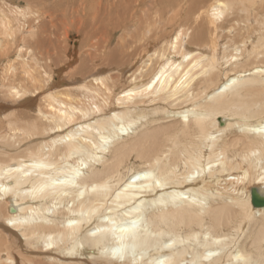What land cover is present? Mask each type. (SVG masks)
<instances>
[{"label": "bare ground", "instance_id": "6f19581e", "mask_svg": "<svg viewBox=\"0 0 264 264\" xmlns=\"http://www.w3.org/2000/svg\"><path fill=\"white\" fill-rule=\"evenodd\" d=\"M63 1L64 19L84 26L66 7L78 1L85 8L86 0ZM108 1L116 5L98 6L95 21L87 24L106 35L104 46L93 47L85 59L105 55L118 63L117 74L104 76L111 71L106 62L104 70L91 69L88 76L73 73L67 82L72 86L61 88L53 81L55 72L46 71L49 82L38 111L32 104L44 77L40 71L52 57L49 49L30 57L22 43L32 38L35 48L43 44L31 24L24 30L29 35L16 43L30 10L20 0L0 3V53L7 61L2 78L18 80L5 84L8 93L0 86L17 105L0 103V140L17 145L0 147V264H41L32 261L38 244L66 255L69 263L62 264H264V205L255 207L251 200L252 191L264 199V33L257 29L251 58L235 25L239 16L226 24L234 8L240 9L235 3L244 0H171L178 18L171 30L162 29L155 0L147 7ZM255 2L261 28L264 0ZM24 3L32 12L44 9L47 21L45 0ZM125 10L133 25L118 16ZM112 14L117 31L135 29L141 36L130 41L131 51L120 62L103 50L111 46ZM37 24L46 34L51 22ZM152 29L165 38L144 40ZM233 29L241 36L234 49L222 50L225 35L218 34ZM78 82L86 84L75 87ZM148 95L168 108L141 110L137 99ZM124 104L130 109L120 110ZM6 109L26 116L30 111L38 122L21 124Z\"/></svg>", "mask_w": 264, "mask_h": 264}, {"label": "rangeland", "instance_id": "374dc122", "mask_svg": "<svg viewBox=\"0 0 264 264\" xmlns=\"http://www.w3.org/2000/svg\"><path fill=\"white\" fill-rule=\"evenodd\" d=\"M170 1L171 0H169V3H166L163 0H155L154 1V4L156 6L159 5V10H158V14L160 17L159 23H160L162 29H163V27H165V30L166 29L171 30V28H169V27L173 24H174V26L177 25L176 21L178 20L176 14H175L177 6L176 5L174 6V4L170 5ZM3 2H4V0L0 1V3L4 5ZM20 2H21V4H20L21 8H23V9L26 8L27 12L30 10L29 12H31V15H29L27 20H25L26 24H25L23 30H20L23 35L17 36L16 43L19 42V39H23L24 36L29 35L25 32L26 31L28 32L29 28L33 25L32 26L33 27V34H37V36H38L37 40L39 41V44L42 41L44 45L41 43V47H39V48L36 47L39 50V52H38V50H36V48H35V45H36V43L34 42L35 39L33 40L32 38H30L29 41H26V43H22V44L26 45L27 50L30 49L29 55L32 59L37 58L38 55L40 56L41 53L46 52L49 49L48 52H50V53H48V56L52 57V58H49L48 56H45V57L49 58V60H47V62L51 61L52 66L50 64H46V66H44V67L42 66L43 67V73H42V71H40L42 76L44 75V72H46V71H48L50 74H53V72H55V74H53L54 77L52 75V78L54 79L53 81H55V82L59 81L58 83L59 84L61 83L60 86H63L61 88H65V87H71L72 86V85L68 86L67 82H68V79L70 80L69 76L71 77L73 73H75V75H78V76H76L77 78H80L81 75L88 76L95 69L98 71L104 70V68H105L104 64L106 62H107L106 66H109V67H107V70H111V71H106L104 76L111 77L112 75L115 76L117 74L116 69H114V68H116L118 63L113 64V63H110V61L108 59H106L107 61L104 60L103 57L105 55H100V57H98L96 59L93 58V59H91L90 62H87L85 59V53L86 52H89L91 49H93V47L104 46L105 39L107 38L106 35L102 36V34H101L102 31L101 32H95V26L96 25L93 26L91 29L87 26V24L90 23L91 20H94L95 9L98 6L101 7V6H104L107 4H111L112 6H115L116 5L115 3L112 4V2H110L108 0H86L85 6H84L85 8H83V6L78 1H74L70 4H68L66 9L72 16L82 17L84 19L86 24L84 26H80L79 24H73L72 19H67V20L64 19L65 11H61V9H64L63 4L61 3V2H65L63 0H45L44 7L45 8L47 6L50 7L49 9H45V11L49 12V18L47 19V21L43 19L42 14L44 13V9H42V8L41 9H39V8L35 9V10H33V12H34L33 13L31 11V8L27 7V5H25L28 3H24V0H20ZM137 2L144 3V7H147L146 2H148V0H146V1H144V0H131L130 4L133 5V3H137ZM250 2H251L250 0H244L243 3L236 2L235 6L238 7V5H239L238 8H240V9L238 11V10H236V8H234V11H233L234 15H228L226 17V18H228L226 20V24L228 22H230V20L234 21L236 18L235 17L236 15L239 16V18H238L239 22H238V24H235V25H236V28L238 31H242L241 35L245 36L243 38V40L248 41L247 42V50H248V53H250L251 58H253L255 53H253L251 51H253L258 46L257 42L259 43L258 38L260 36L258 34H259V32L264 33V26H261V28H259V26H258L259 24L257 22L256 12H258L259 4H257L255 2V0H253L251 3ZM195 3L201 4V3H204V0H197ZM155 5H151V6H153L152 13L157 14L156 9H154L156 7ZM179 5H180V3H179ZM243 8H245L247 10L243 11L242 10ZM54 9L57 11V13L54 11ZM147 10L149 12H151L149 9H147ZM78 12H79V14H78ZM38 14H40V15H38ZM129 15H130V13L127 10H125L124 12L123 11L118 12V16L125 18L129 25H133L134 24L133 22H131V23L129 22V19H128ZM52 17H54L53 20L51 19ZM147 17H150V16H146L145 18H147ZM151 19H156V18L154 15H151ZM37 20H38L39 24L42 22H44V23L51 22V24L47 25L45 28V30L47 29L46 34L42 33L41 28L37 27L38 26ZM106 22H108V20ZM109 22L113 23V25H111L109 27L111 28V30L113 31L114 34L112 36L111 46L109 48L103 49V50H105L104 51L105 53L109 54L108 56H111L110 53L112 52L114 55V59L118 60L120 62V60L122 59L121 57L124 55V51L125 50L128 52L131 51V49L129 48V45H128V44H130V41H134L135 39H141V36L139 38L138 34L136 33L137 31H135V29H133V31H131L130 33L127 31H124V30L117 31V26L114 25L116 23V14H112V19ZM171 22H173V23H171ZM29 24H31V26ZM95 24H97V23L95 22ZM62 26L67 27V29H64ZM177 26H176V28H177ZM257 29H259V32L257 31ZM24 30H25V32H24ZM37 31H39V32H37ZM223 31H224L223 33L218 34V38L220 37V39H221V36L225 35V38L221 39L222 42L220 43V48L222 50H224L226 48L225 51H230V50H232L233 46L235 45V40L237 39V37H239L241 35H236V32L234 31V29L231 31V33L227 30H223ZM170 32H168L166 34L167 37L170 35ZM126 33L129 34V37H127L126 35L125 36L123 35ZM147 35H145V37H143L144 40H148L150 37L151 38H157L158 40H163L165 38L164 33H162L161 31L159 32L157 30L154 31V29H152L150 32H148ZM123 36L126 37L124 40L122 39V38H124ZM40 37H42L43 39L45 37L46 38L44 40H42V38L40 39ZM139 43L141 44V42H137V44H139ZM160 44L162 45V43H160ZM42 45L45 47H43ZM252 45H253V47H252ZM13 47H12V49H14ZM147 47L149 48V46L146 45V48ZM249 47H252L253 49H251ZM158 48L159 47H156L155 49H158ZM118 54H119V56H118ZM14 58L15 57H13V59ZM46 58H40L38 61H40L41 63H44ZM6 64H7L6 57L3 55V52H2V53H0V79L2 81V82L0 81V86H4V87H5V84H7V83L8 84L12 83V85H13V84H16L18 81V80H16L15 82H10V81H6V79L3 80L4 79V78H2L3 70L5 69ZM82 64H84V65L81 66ZM61 66H63L61 68L63 71L59 70V71H61L60 74L58 72L56 73L57 69ZM80 67H81V69H80ZM218 68H220L221 70L225 69V71H226L227 65L221 64L220 66H218ZM91 69H94V70L92 71ZM48 72H46V73L49 75ZM223 74H225V72ZM114 76H112V77H114ZM45 78H46V80H45ZM47 79H49V78L45 75H44V77H42V82L40 83L38 90H37L38 94L35 96L36 97L35 103L32 104V106H33L32 109H36L38 111V109L40 108V104H42V102H43V101L40 102L41 95H43L41 93H43V91H44V85L46 88L47 83L49 82V80L47 81ZM57 79H59V80H57ZM129 81L130 80H127V82H129ZM121 83L123 84V82H121ZM121 83H119V84H121ZM80 84L85 85L86 83L85 82H82V83L78 82V84H76L75 87L81 86ZM41 88L43 90L39 91V90H41ZM6 92L8 93V88H6ZM4 94H5L4 91L1 89L0 103L4 104L5 106L11 105L13 107L14 106L16 107L17 106V105H15L16 102H13V99L9 96V94H7V96H9L8 98ZM151 99H152V97H150L149 95L137 99L139 108H142L141 110H144L147 112H150L153 110H159L160 111L161 108H164V109L168 108L167 102L163 103L160 100L151 101ZM187 103H188V101H184V104H187ZM129 107L130 106L128 104H124V105H120L119 108H120V110H124V108L126 110V108H129ZM40 110H41V108H40ZM40 110H39V112H40ZM5 112L6 113L9 112V115L11 112H14L16 115L14 117H12V120H13V118L14 119H20L21 124L22 123H29L31 120L34 122H38L37 121L38 119H36V117H35L36 115L35 116L31 115L30 111L27 113L28 114L27 116L25 115V113H22L19 109L18 110L17 109H6ZM236 119H238V117H234L235 122H236ZM234 121H232V123H235ZM0 122H1V120H0ZM4 123L5 122H3V124L0 123V134H2L3 128L5 127ZM117 134L120 135L119 132ZM41 137L42 136H40V138ZM35 139L36 138H34V137L31 138V140H35ZM31 142H34V141H31ZM15 146L17 147V145H15L14 141L0 140V147H7V148H10L12 150V149L16 148ZM19 151L20 150H16L12 155H14L15 153H19ZM184 198H186V197H184ZM29 202H32V205H30V206H32V207L35 206V201L29 200ZM21 203H24V202L21 201ZM25 207H29V206H25ZM58 219H59V221L62 220L61 217H58ZM38 247H40V244L34 245V247H33L34 249H32V252L34 253L32 255V259H33L32 261H34V262L40 261L41 264H51V262H53L55 264H62V263H66V262L69 263L66 259V255H61L60 254L61 252L59 250L52 249V251H50V250L45 251V250H42L41 248H38ZM35 251H37V252H35ZM59 257H61V258L64 257V258H63V260H61ZM37 258H38V260H37ZM76 259L77 258H72V259H69V261L71 263H73V262H76L75 261ZM35 263H37V262H35ZM78 263H81V262L78 261Z\"/></svg>", "mask_w": 264, "mask_h": 264}, {"label": "water", "instance_id": "95a60500", "mask_svg": "<svg viewBox=\"0 0 264 264\" xmlns=\"http://www.w3.org/2000/svg\"><path fill=\"white\" fill-rule=\"evenodd\" d=\"M251 194H252L251 195L252 204L255 207L264 205V199H260L259 197H257V195L253 193V191L251 192Z\"/></svg>", "mask_w": 264, "mask_h": 264}, {"label": "snow or ice", "instance_id": "6c2138e0", "mask_svg": "<svg viewBox=\"0 0 264 264\" xmlns=\"http://www.w3.org/2000/svg\"><path fill=\"white\" fill-rule=\"evenodd\" d=\"M121 231H127V229H121Z\"/></svg>", "mask_w": 264, "mask_h": 264}]
</instances>
